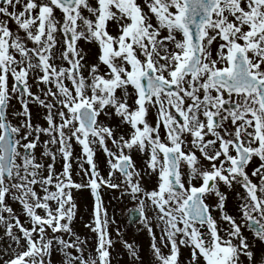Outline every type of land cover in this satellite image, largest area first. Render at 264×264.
<instances>
[{"label": "snow or ice", "instance_id": "6c2138e0", "mask_svg": "<svg viewBox=\"0 0 264 264\" xmlns=\"http://www.w3.org/2000/svg\"><path fill=\"white\" fill-rule=\"evenodd\" d=\"M104 187L132 205L153 264H180L181 246L188 264H264V0H0V264H112Z\"/></svg>", "mask_w": 264, "mask_h": 264}, {"label": "rangeland", "instance_id": "374dc122", "mask_svg": "<svg viewBox=\"0 0 264 264\" xmlns=\"http://www.w3.org/2000/svg\"><path fill=\"white\" fill-rule=\"evenodd\" d=\"M42 87V86H41ZM34 92H38L39 89L37 87H33ZM13 104L17 109H19L20 105L18 101H13ZM32 114H33V122L44 125L43 117L46 114V111L35 104L30 105ZM151 118V117H150ZM43 140V137H42ZM96 161L98 165V170L101 172V175H106L107 173V164L106 159L102 153V151L97 148ZM42 152V148L38 145L36 149V154L39 156ZM83 157L81 155V149L78 145H73V157L71 160L72 163V171L73 178L79 182L80 177L77 175L79 171L80 164L83 163ZM47 160V158H45ZM62 161L60 158H57L56 168L57 171L61 169ZM259 161L254 160L253 165L258 166ZM253 165H250V169ZM85 167H88L87 164H84ZM145 183L148 187H151L154 183L153 180H149L147 177L145 178ZM222 191H226L222 189ZM74 196L76 198V202L78 204V221L76 223L77 231L83 237L90 236L89 230L84 227V223L91 221V214L94 207L95 198L91 194L90 189H81L79 192L73 190ZM100 195L103 201L104 207L107 209L109 217H114L116 220V224L111 226L112 231V239L114 241L113 249L111 251V259L112 264H153V257L151 254V236L144 229L143 224H139L135 230L130 231L128 227V219H127V207H131L132 205L127 201L121 198V190L119 189H111V188H101ZM229 199L227 202V210L231 213L236 204V198L232 194H228ZM214 199V197H213ZM14 207H17L14 205ZM149 217L152 216V213H148ZM214 215L218 216V213H214ZM23 220V217H21ZM152 224L154 225V231L159 238L160 235V226L157 224L155 220H152ZM221 228H225L226 224L224 222H220L219 225ZM119 228L120 236L117 237L115 234V229ZM245 235L248 236L249 240L253 239V234L247 230H245ZM121 241H127L134 245V247L138 250L141 260L135 261L134 258L131 257L128 250L124 247ZM9 239L4 236V230L0 228V255H3V249L8 247ZM256 247L254 248V252L256 256L259 258L262 254H264V245H261L258 241L255 242ZM166 251V250H165ZM54 259H58V257H54ZM190 260V250L181 246L180 248V264H188Z\"/></svg>", "mask_w": 264, "mask_h": 264}, {"label": "water", "instance_id": "95a60500", "mask_svg": "<svg viewBox=\"0 0 264 264\" xmlns=\"http://www.w3.org/2000/svg\"><path fill=\"white\" fill-rule=\"evenodd\" d=\"M127 218H128V215H127ZM137 223H139V222L138 221H134L132 223H129L130 229H133Z\"/></svg>", "mask_w": 264, "mask_h": 264}]
</instances>
